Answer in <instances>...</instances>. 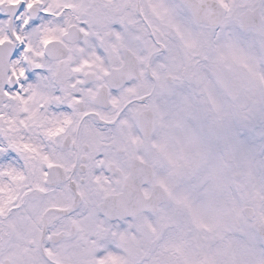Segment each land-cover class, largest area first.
I'll use <instances>...</instances> for the list:
<instances>
[{
    "label": "snow or ice",
    "instance_id": "1",
    "mask_svg": "<svg viewBox=\"0 0 264 264\" xmlns=\"http://www.w3.org/2000/svg\"><path fill=\"white\" fill-rule=\"evenodd\" d=\"M0 264H264V0H0Z\"/></svg>",
    "mask_w": 264,
    "mask_h": 264
}]
</instances>
